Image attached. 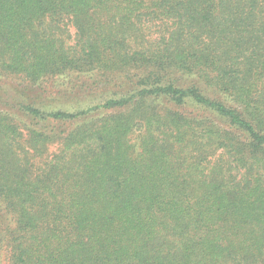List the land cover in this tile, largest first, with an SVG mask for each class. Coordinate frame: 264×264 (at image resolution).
<instances>
[{
    "label": "trees",
    "instance_id": "obj_1",
    "mask_svg": "<svg viewBox=\"0 0 264 264\" xmlns=\"http://www.w3.org/2000/svg\"><path fill=\"white\" fill-rule=\"evenodd\" d=\"M0 214L4 264H264V0H0Z\"/></svg>",
    "mask_w": 264,
    "mask_h": 264
},
{
    "label": "rangeland",
    "instance_id": "obj_2",
    "mask_svg": "<svg viewBox=\"0 0 264 264\" xmlns=\"http://www.w3.org/2000/svg\"><path fill=\"white\" fill-rule=\"evenodd\" d=\"M67 81V80H66ZM68 83H70L69 81H67ZM64 87H66L64 85ZM62 92V89L60 90ZM60 91L56 92L54 95L50 96L51 100L53 102V104L55 105H60L63 104L64 102H68L70 104H72L71 102H74V99L69 100L68 97L64 94V93H59ZM1 216V214H0ZM1 259L4 260V256L1 255ZM0 264H4V261H2Z\"/></svg>",
    "mask_w": 264,
    "mask_h": 264
}]
</instances>
